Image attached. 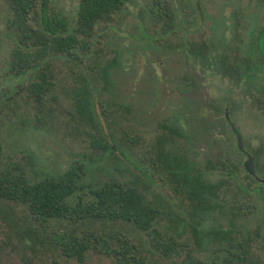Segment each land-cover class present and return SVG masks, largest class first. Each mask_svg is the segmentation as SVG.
I'll list each match as a JSON object with an SVG mask.
<instances>
[{
	"label": "rangeland",
	"instance_id": "obj_1",
	"mask_svg": "<svg viewBox=\"0 0 264 264\" xmlns=\"http://www.w3.org/2000/svg\"><path fill=\"white\" fill-rule=\"evenodd\" d=\"M78 6L79 0H51L50 10L74 27ZM157 7L155 0H128L112 21L98 24L90 55L56 58L61 87L56 100L40 107L28 92L33 76L13 72L12 55L19 43L8 28L11 10L0 0V161L20 162L38 178L85 163L97 182L109 177L134 181V172L140 174L137 163L152 173L149 157L170 127L174 139L168 150L186 152L189 158L203 151L208 158L224 154L238 164L240 183L249 185L251 192L237 194L242 210L232 214L238 189L234 181L225 184L224 209L215 218L226 227L234 225L236 236L260 231L255 248L264 264V186L257 194L258 184L244 179L241 164L247 156L238 152L225 119L227 110L245 148L256 155V173L263 178L264 55L256 40L264 26V2L163 0L159 16ZM248 66L251 73L243 76ZM84 87L92 113L101 121L99 129L83 109ZM101 129L108 142L117 145L116 155L99 146ZM177 129L181 133H175ZM161 184L153 183L156 193L170 194L169 184ZM246 203L252 205L249 212ZM64 225L69 223L49 220L42 228L23 205L0 200V264H51L49 248L45 252L39 244L35 250L25 249L18 241L49 240L53 230ZM185 228L190 237L191 226ZM207 248L200 249L204 259L215 255L214 244ZM57 257L63 263L59 253ZM87 264L116 262L93 254Z\"/></svg>",
	"mask_w": 264,
	"mask_h": 264
},
{
	"label": "trees",
	"instance_id": "obj_2",
	"mask_svg": "<svg viewBox=\"0 0 264 264\" xmlns=\"http://www.w3.org/2000/svg\"><path fill=\"white\" fill-rule=\"evenodd\" d=\"M5 1L11 10L8 28L16 33L19 43L12 55L13 72L33 76L28 92L42 107L46 101L57 99L61 87L55 59L90 55L98 24L112 21L128 0H79L74 27L62 14L50 10L51 0ZM162 1L155 0L157 16ZM256 41L264 55V26ZM247 69L243 76L251 73L250 66ZM83 90V109L99 129L101 121L92 113L87 88ZM103 111L107 118L108 112ZM168 131L158 139V150L149 157L152 173L137 163L135 169L140 174L134 172V181L109 177L97 182L85 163L74 164L57 176L38 178L20 162L0 161V200L23 205L42 228H47L49 220L69 223L53 230L49 240L36 238V243L46 244L52 251L51 264H87L93 254L112 258L116 264H164V260L175 263L177 259L180 264H262L255 248L260 231L236 236L234 225L226 227L215 218L224 209L221 190L225 184L234 181L238 189L232 214L242 210L237 194L251 192L249 185L240 183L238 164L224 154L208 158L203 151L189 158L186 152L174 153L167 149L174 130L169 127ZM175 133L181 132L177 129ZM100 135L99 146L104 144L107 153L116 155L117 145L108 142L102 129ZM236 147L247 156L238 144ZM2 154L0 138V159ZM253 157L258 166L256 155ZM241 165L244 179L258 184L254 191L262 194L264 182L247 171L245 162ZM156 180L159 186L167 182L171 193H156ZM251 208L245 204V212ZM185 213L188 217L181 216ZM186 225L192 228L190 237L185 235ZM210 244L216 247L215 255L204 259L200 249H208Z\"/></svg>",
	"mask_w": 264,
	"mask_h": 264
},
{
	"label": "flooded vegetation",
	"instance_id": "obj_3",
	"mask_svg": "<svg viewBox=\"0 0 264 264\" xmlns=\"http://www.w3.org/2000/svg\"><path fill=\"white\" fill-rule=\"evenodd\" d=\"M262 55H263V53H262ZM227 114H228V116H229V120H228V118H227ZM225 119H226V121H227V124L229 125V127L231 128V131H232V133L235 135V137H236V142H237V144H238V138H237V133H236V131H235V129H237L239 132H240V134H241V137H242V133H241V130H240V128H239V126H237L235 123H233L234 124V127L232 126V118H231V116H230V114H229V111H225ZM242 141H243V138H242ZM244 144V143H243ZM259 177V176H258ZM260 178V177H259ZM259 178H257L258 180H260ZM264 178V177H263ZM262 179V178H261ZM262 181V180H261ZM19 242H22L23 243V248H31V249H34L35 250V247L37 246H39V244L40 245H42L41 247H43V246H45L44 247V251L45 252H47V248H46V244H41V243H36V240H20V241H18V243ZM40 250H42V249H40ZM50 262H51V260H50Z\"/></svg>",
	"mask_w": 264,
	"mask_h": 264
},
{
	"label": "water",
	"instance_id": "obj_4",
	"mask_svg": "<svg viewBox=\"0 0 264 264\" xmlns=\"http://www.w3.org/2000/svg\"><path fill=\"white\" fill-rule=\"evenodd\" d=\"M227 118L229 120V116L227 114ZM232 126L234 127V124L232 123ZM235 128V127H234ZM236 133H237V138H238V146L239 148L246 152L247 154V160L245 161V168L247 169V171L255 178H259L257 176V173H256V167H255V160H254V157L245 150V147H244V144H243V141H242V137H241V134L240 132L235 129ZM260 180H262L264 182V178H259Z\"/></svg>",
	"mask_w": 264,
	"mask_h": 264
}]
</instances>
